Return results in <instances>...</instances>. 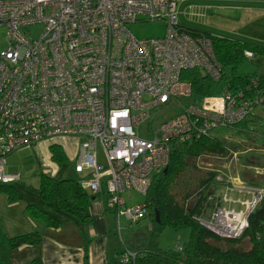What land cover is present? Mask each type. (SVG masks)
<instances>
[{
    "label": "built area",
    "instance_id": "1",
    "mask_svg": "<svg viewBox=\"0 0 264 264\" xmlns=\"http://www.w3.org/2000/svg\"><path fill=\"white\" fill-rule=\"evenodd\" d=\"M177 2L0 0V184L20 179L5 170L7 154L75 136L74 171L85 176L92 193L107 195L118 218L138 221L144 205L126 206L122 193L145 194L174 145L247 115V104L222 90L156 121L161 108L192 96L183 71L198 68L219 79L210 38L179 25ZM138 18L164 21L165 34L137 38L126 25ZM98 147L105 165L98 164ZM235 181L226 187L222 205L200 221L224 238L241 236L262 196L261 189ZM241 194L250 197L242 200Z\"/></svg>",
    "mask_w": 264,
    "mask_h": 264
},
{
    "label": "trees",
    "instance_id": "2",
    "mask_svg": "<svg viewBox=\"0 0 264 264\" xmlns=\"http://www.w3.org/2000/svg\"><path fill=\"white\" fill-rule=\"evenodd\" d=\"M179 25L190 34L203 33L210 38L220 67L217 81L210 79L198 68L182 72V77L192 84L191 97L216 96V90L220 93L226 90L238 104L246 103L247 115L225 127L232 128L236 136H248V125L259 118L255 108H264V100H261L264 97V74L251 72L242 76L237 73V68L256 53H264V47ZM246 51L252 52L253 56H246ZM217 128L208 129L179 144V149L178 144L172 147L168 163L164 167L167 168L166 171L163 168L152 175L144 194L142 204L145 211L142 218L150 222L147 235H137L128 246H124L123 251L116 252L114 259L108 264H264V175H259L260 179L255 178L259 174L255 172V176L243 172L240 175V181L244 185L262 190L261 199L250 212L241 236L221 237L200 222L201 219H208L214 209L222 205L221 197L231 181L217 167L202 171L196 160L203 155L228 159L241 149L240 143L214 134ZM261 135L264 137V133ZM49 152L51 160L58 166L68 162L60 144L51 143ZM252 158L249 156L243 159L254 168L262 166ZM185 169L194 170V174L191 172V175H187ZM186 175L188 177L183 181ZM84 179L85 176L81 175L77 180L60 178L54 181L48 174L41 173L38 188L25 187L17 181L0 184V191L7 194L10 203L23 202L30 218L41 220L45 229L55 230L63 222H70L82 232L93 220L89 204L99 196L86 187ZM165 226L189 229L184 248L165 249L159 246L158 235ZM42 236L43 232L35 229L10 237L9 249L13 250L21 245L37 246L41 243ZM129 253L134 256L131 257ZM0 264H3L1 259ZM31 264L44 263L37 256L32 259ZM79 264H89L86 245L83 260Z\"/></svg>",
    "mask_w": 264,
    "mask_h": 264
},
{
    "label": "rangeland",
    "instance_id": "3",
    "mask_svg": "<svg viewBox=\"0 0 264 264\" xmlns=\"http://www.w3.org/2000/svg\"><path fill=\"white\" fill-rule=\"evenodd\" d=\"M176 10L178 22L183 26L200 29L211 35L240 39L264 47V0H178ZM126 27L140 39L162 37L166 32V25L162 20L149 21L138 18L137 21L128 23ZM37 31L38 28H34V36H37ZM251 72L264 74V53H256L238 65L237 73L239 75L246 76ZM219 93L220 91L216 90L214 94L218 96ZM179 102L161 108L157 112L158 119L156 121L174 116L192 103L201 104V97H182ZM254 111L259 118L248 125L250 132L248 136H236L233 129L227 127H219L215 130L214 134L240 143L241 149L228 159L213 155L200 156L196 161L202 171L217 167L218 170L225 173L233 184L239 183L235 179L240 180L242 172L249 173V176L259 173L255 177L258 179H260L259 175H264V137L261 135L264 133V108L259 106ZM53 141L62 142L71 149V155H74L63 166H58L57 173L53 172V167L41 165V155L44 154L42 146ZM78 141L79 138L75 136H64L62 139L61 137H54L40 141L43 142L41 145H36L39 142H35L12 151L5 156L6 170L13 173L18 172L20 174L19 182L25 187L38 188L41 173L50 175L54 181L60 178L77 180L81 175L74 171L71 162L77 155L78 150L75 151L73 148L77 147ZM180 147L181 145L178 144L177 149ZM249 156L254 157L252 160L261 163L262 166L254 168V166L247 165L243 158ZM97 161L99 165L106 163L100 147L97 148ZM185 171L187 175H191V172L194 174V170L185 169ZM253 172L255 173L253 174ZM187 175L183 181L187 179ZM122 196L126 206L141 204L145 199L144 194L135 190L130 192V196L127 192L122 193ZM238 196L242 200L250 197L246 194ZM236 208L239 206L236 205ZM30 219L23 202L10 203L7 194L0 191V259L3 264H11L12 261L8 238L23 234V232L26 233L27 231L21 232L19 228L21 226L29 227ZM114 219V229L111 231L110 238L114 239V245L119 249L118 252L123 251L124 246H128L133 239H136L137 235H147L150 223L147 219L140 218L139 221H131L122 215L118 220L115 216ZM188 236L189 229L187 227L165 226L159 232L158 244L165 249L184 248Z\"/></svg>",
    "mask_w": 264,
    "mask_h": 264
},
{
    "label": "crops",
    "instance_id": "4",
    "mask_svg": "<svg viewBox=\"0 0 264 264\" xmlns=\"http://www.w3.org/2000/svg\"><path fill=\"white\" fill-rule=\"evenodd\" d=\"M62 138L63 137H61V139ZM41 143L43 142H39L36 145H41ZM51 143H58L61 145L68 161H70L74 155L72 156L71 149L60 141H53L42 146L44 154L41 155V165L44 167H53V172L57 173L58 165L51 160L49 152V145ZM73 149L75 151L78 150V144L77 147ZM72 163L73 162H71V165ZM106 198L107 196L105 193L99 194V196L89 204L93 220L89 225L83 228L82 232L70 222H63L61 226L55 230L45 229V225L41 220L31 218L29 227L21 226L19 229H21V232H28L29 230L35 229L42 231L43 236L41 238V243L37 246L21 245L11 250V264H31L32 259L37 256L41 257L44 264H79L84 257L85 245L87 246L89 264L110 263L114 259L115 253L119 250L117 246L114 245V239L110 238L111 231L114 229V216L117 220L118 217L116 211L106 204ZM86 240L89 241L85 244Z\"/></svg>",
    "mask_w": 264,
    "mask_h": 264
},
{
    "label": "water",
    "instance_id": "5",
    "mask_svg": "<svg viewBox=\"0 0 264 264\" xmlns=\"http://www.w3.org/2000/svg\"><path fill=\"white\" fill-rule=\"evenodd\" d=\"M167 168H164V170L166 171Z\"/></svg>",
    "mask_w": 264,
    "mask_h": 264
}]
</instances>
